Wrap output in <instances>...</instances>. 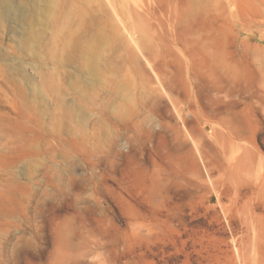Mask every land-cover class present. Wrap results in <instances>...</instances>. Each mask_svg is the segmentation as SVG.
Listing matches in <instances>:
<instances>
[{
  "label": "rangeland",
  "instance_id": "rangeland-1",
  "mask_svg": "<svg viewBox=\"0 0 264 264\" xmlns=\"http://www.w3.org/2000/svg\"><path fill=\"white\" fill-rule=\"evenodd\" d=\"M116 1L0 5V264H264V0Z\"/></svg>",
  "mask_w": 264,
  "mask_h": 264
},
{
  "label": "bare ground",
  "instance_id": "bare-ground-1",
  "mask_svg": "<svg viewBox=\"0 0 264 264\" xmlns=\"http://www.w3.org/2000/svg\"><path fill=\"white\" fill-rule=\"evenodd\" d=\"M83 1L89 3V2H95L96 0H83ZM109 3L111 5H113L115 7V9L118 11V14H120L119 20H120V23L122 24V26L125 27L127 31L128 30H133V28L135 27V24L132 21H129V20L125 19V12H126L125 8L127 6V3H124V6H123V2L122 1H121V4H120V1L117 2L116 0H114L113 3H112L111 1L108 0V4ZM0 5H5L6 7L11 8L10 0H0ZM115 30L116 29H114V31ZM139 30L140 29H138V33L139 34L137 33L139 41L147 40L148 37L144 33H142L141 30H140V32H141L140 33ZM88 49H90V46L88 44H83V47L81 46V58H82V60H84L86 62L89 59L88 55H87Z\"/></svg>",
  "mask_w": 264,
  "mask_h": 264
}]
</instances>
